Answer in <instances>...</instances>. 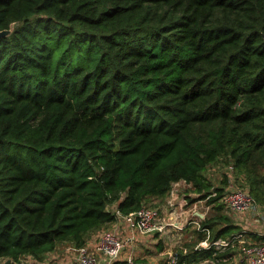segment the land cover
I'll return each mask as SVG.
<instances>
[{
    "label": "trees",
    "instance_id": "trees-1",
    "mask_svg": "<svg viewBox=\"0 0 264 264\" xmlns=\"http://www.w3.org/2000/svg\"><path fill=\"white\" fill-rule=\"evenodd\" d=\"M12 23L0 38V261L82 247L115 220L108 206L165 202L180 180L206 199L203 171L220 156L264 204V0H0V31ZM213 189L201 224L231 238L241 228Z\"/></svg>",
    "mask_w": 264,
    "mask_h": 264
},
{
    "label": "built area",
    "instance_id": "built-area-1",
    "mask_svg": "<svg viewBox=\"0 0 264 264\" xmlns=\"http://www.w3.org/2000/svg\"><path fill=\"white\" fill-rule=\"evenodd\" d=\"M230 170H232V166H230ZM179 182L183 185L187 184V186H191L194 189L192 183H187L184 180L175 182L174 191L172 190L171 196L167 201L169 209L165 208L160 211L153 207H142L134 213L122 214L117 207H115L111 212L116 216L114 221L117 227L115 226L108 231L105 229L98 231L93 236L94 241L91 245L87 242L82 247H67L66 256L60 255L61 259L67 261L68 264H144L136 260L135 251L131 246L140 236L154 234L155 232L164 235L169 232V228L183 231L189 224H193L196 226V230L204 235L195 250L212 249L214 255L233 251L234 258L230 264H264V230L260 233L261 239L259 241L250 237H245V233L247 232L246 229L257 227L258 220L262 217L253 196L243 189L230 188L225 191L223 189L220 201L224 203L226 210L230 212V214L232 213L236 221L245 219L248 223L252 218L253 225L250 227L245 223L246 226H243V228L246 229H243L231 238L213 240L210 230L203 227L201 223L202 219L207 216L209 211V206L204 204V200L207 201L209 197L215 196L217 194L216 190L211 189V193L206 199H201V194L195 192L194 198H200L199 201L197 200V203L203 204L200 207V210L202 209L201 211L195 210L201 215V218L192 211V204L189 200L186 197L181 198L177 202L179 203L178 205L181 206V208H189V210H187L188 218L183 221L179 215L168 212V210L174 209V194L178 190L177 187L179 186ZM235 224L242 226L240 222H236ZM123 231H126L125 235L124 233L122 234ZM235 242L238 243V245L234 246ZM233 247H235V249H233ZM58 254L60 253L56 250V252L47 253L41 261L36 260L32 256H29L27 260L32 264H56ZM20 260H22V258ZM4 262L0 264H4ZM9 264H19V262L16 263L10 260ZM169 264L187 263L184 260H179L178 253H171Z\"/></svg>",
    "mask_w": 264,
    "mask_h": 264
},
{
    "label": "rangeland",
    "instance_id": "rangeland-1",
    "mask_svg": "<svg viewBox=\"0 0 264 264\" xmlns=\"http://www.w3.org/2000/svg\"><path fill=\"white\" fill-rule=\"evenodd\" d=\"M228 160H229V158H228ZM228 160H226L224 156L223 157L220 156L215 162H213L211 164H208L206 169L203 171V175L212 184V189L213 188H221L222 190L224 189V191L228 190L230 188L243 189L244 191L248 192L251 196H253L251 194L250 190H249L248 181H247V178L245 177V175L243 173L239 172L234 167L232 160H229V161ZM230 166H232V170H230ZM174 186H175V183H172V186L170 188V191H169V193L167 195V198H166L165 202H162V203L150 202L149 206L153 207V208H157L160 211L164 210L165 208L169 209V207L167 205V201L169 200V198L171 196L172 190L174 191ZM191 190L193 192L195 191V190H193L191 188V186H187V184L182 185L180 187V189H179L181 194L182 193L188 194ZM192 195H194V194H192ZM197 200L199 201L200 198L195 199L193 201L192 205L194 204V206L196 205V206L200 207L202 204L201 203L196 204ZM204 204L209 206V211L207 213V216H205V218L206 217L207 218H211L212 216H214V213H215V211H214V209L212 207V204H208L206 200H204ZM256 205L258 206V210L261 212V215H262L261 219L258 220L257 227H251L253 225L252 224L253 223V221H252L253 219L252 218L250 219V221L248 223L245 221V219L236 221V219L232 216V213L230 214V212H228L225 207H224L222 213L228 215L231 218L232 222H234V223L240 222L242 224V226L239 225V228H241V231L243 229H246V228H243V225L244 226H246V224L249 225L251 228L246 229L247 232L245 233V237L246 238L250 237V236H252L251 234L253 233V235L255 236L254 240H256V241L258 240L259 241L261 239L260 233H262V231L264 230V204H260V203L256 202ZM115 207H116L115 205L108 206V209L110 211H112ZM113 227H115L114 221L112 222V224L110 225L109 228H105L104 227V228H101L99 230H96L90 236H94L98 231H101V230H104V229L107 230V231L111 230V228H113ZM185 230H186V232H185ZM185 230H184L185 237H184V234H183L182 238L180 239L181 241L179 243L177 241V243L175 244V242L173 241V240L179 239L178 237L177 238H173L171 236V238L173 240L171 239L170 245H171V248L173 250L167 249L166 250L167 252L170 251L169 254H171V253H179L178 251H180L181 248H184L183 250L186 249L187 253H190V251H196L195 250L196 246L198 245L200 240L204 237L203 233L201 234V232L197 231L195 225H194V228H193V224H189L185 228ZM250 230H252V231H250ZM199 234H200V236H199ZM190 235H192V237H196L197 236L198 240L194 241L195 238L192 239L190 237ZM66 246L71 247L73 245H71L70 243H64V244L60 245V248L61 247H66ZM233 249H235V247H233ZM28 257L29 256L22 257V260L19 261V264H32L30 261L27 260ZM198 264H211V263H210L209 259H204V260L198 262Z\"/></svg>",
    "mask_w": 264,
    "mask_h": 264
},
{
    "label": "crops",
    "instance_id": "crops-1",
    "mask_svg": "<svg viewBox=\"0 0 264 264\" xmlns=\"http://www.w3.org/2000/svg\"><path fill=\"white\" fill-rule=\"evenodd\" d=\"M183 184H181L179 182V186L177 187L178 190L175 192L174 194V198H175V206L171 209L173 210H168V212H172V214H176V215H179V217L185 221L187 218H188V212L187 210H189L188 207H185V208H181V206H179L177 203L181 198L183 197H186L189 201L190 199H193L192 201L195 200V192L196 191H190L188 194L186 193H182L179 191L180 187L182 186ZM192 188V187H191ZM193 189V188H192ZM194 190V189H193ZM194 194V195H192ZM193 203V202H192ZM191 203V204H192ZM199 203V202H198ZM196 203V204H198ZM202 204V203H201ZM203 205V204H202ZM201 205V206H202ZM200 206V205H199ZM200 206V207H201ZM191 207L193 208L192 211L198 216L201 218V215L198 214L195 210H198V211H201L200 210V207L198 206H194L191 205ZM165 212V211H163ZM112 224V222L110 224H108L105 228H109L110 225ZM114 225L117 227V224L116 222L114 221ZM238 225V224H237ZM109 226V227H108ZM244 226V225H243ZM193 228H194V225H193ZM185 230V229H184ZM184 230L183 231H178L177 229H174V228H169L167 233H165L164 235H160L159 233L155 232L154 234H149V235H142L140 236L137 241L131 245L132 248L134 249L135 251V254H136V260L141 262V263H144V264H169V252H167L166 250L167 249H170V250H173L171 248V245H170V241H171V236L173 238H179L177 240H173L175 242V244L178 243L181 241L180 239L182 238L183 234H184ZM186 232V230H185ZM126 233V231H123L122 234ZM251 234V233H250ZM252 236H250V238L252 239H255V236L253 235V233L251 234ZM184 237H185V234H184ZM190 237L195 240H198L197 239V236L196 237H192V235H190ZM160 238H163V239H160ZM93 236H90L89 239H88V244L91 245L93 244ZM67 247H61L57 250V252H59L60 254L57 255V260H56V264H68L67 261H65L64 259H61L60 255L62 256H66V251H67ZM184 248H181L180 252H183V253H187V250H183ZM197 251V250H196ZM56 252V251H55ZM169 254V255H168ZM234 254V253H233ZM141 260V261H140ZM168 260V262H167ZM5 260H1V262H4ZM196 264H198V262H195Z\"/></svg>",
    "mask_w": 264,
    "mask_h": 264
},
{
    "label": "water",
    "instance_id": "water-1",
    "mask_svg": "<svg viewBox=\"0 0 264 264\" xmlns=\"http://www.w3.org/2000/svg\"><path fill=\"white\" fill-rule=\"evenodd\" d=\"M14 28H15V23H12L10 25L9 29H4V30L0 31V38L10 35L13 32ZM9 263H10V259H6L4 262V264H9Z\"/></svg>",
    "mask_w": 264,
    "mask_h": 264
}]
</instances>
